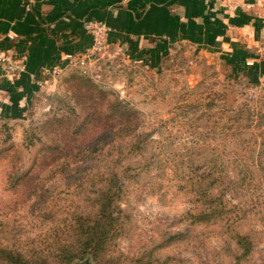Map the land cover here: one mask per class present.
Here are the masks:
<instances>
[{
  "label": "rangeland",
  "instance_id": "rangeland-1",
  "mask_svg": "<svg viewBox=\"0 0 264 264\" xmlns=\"http://www.w3.org/2000/svg\"><path fill=\"white\" fill-rule=\"evenodd\" d=\"M82 56L31 84L0 63V248L48 264H264V173L237 181L243 143L222 137H257L264 165V79L189 43L155 67L107 43ZM214 151L229 169L213 187L223 219L195 222L210 200L194 175ZM110 219L105 243L83 248Z\"/></svg>",
  "mask_w": 264,
  "mask_h": 264
},
{
  "label": "crops",
  "instance_id": "crops-1",
  "mask_svg": "<svg viewBox=\"0 0 264 264\" xmlns=\"http://www.w3.org/2000/svg\"><path fill=\"white\" fill-rule=\"evenodd\" d=\"M89 20L105 23L107 44L151 66L172 45L189 43L216 55L233 77L264 79V0H0V50L23 58L24 81L37 82L91 47Z\"/></svg>",
  "mask_w": 264,
  "mask_h": 264
},
{
  "label": "trees",
  "instance_id": "trees-1",
  "mask_svg": "<svg viewBox=\"0 0 264 264\" xmlns=\"http://www.w3.org/2000/svg\"><path fill=\"white\" fill-rule=\"evenodd\" d=\"M229 118L233 119V121H237L241 119L239 116H236V115H230ZM232 126L233 125H229V127H232ZM224 127L226 126L224 125ZM236 134H237L236 132L231 131V133L229 134L228 133L223 134L222 137H225V139L228 140L227 143H231V142L243 143V147H241V149L236 151L234 154L233 161H237L238 163L233 166H236L235 169H236L237 181L242 182L243 180H247L248 183H251L253 180V177L256 174L264 173V165L254 163V159L256 158L257 153L258 151H260V149L258 150L255 147V144L257 143L258 139L252 134H249L248 137H244V139L242 140L243 136L239 134L236 137H234ZM216 137L217 136H214L213 138L215 139ZM232 137H234L233 140H232ZM117 138L119 140L124 137L119 136ZM139 142L141 143L142 141L139 140ZM141 145L142 144H140L139 147ZM214 149H217V148H212V150ZM210 155H211V158H209L208 163L205 164V166L208 167L207 171H202L201 173H196L194 175V182L196 184L195 193L198 192L199 194L198 199L204 198V200L206 201L207 199L205 197H208L210 200L203 208L199 206L196 207L198 209L197 214H194L190 211L187 212V215H190L191 218L195 222H213V220H217L221 217L223 219V212L225 210V208L223 207L225 206L223 202L224 197L223 195H221L220 197H217L214 194L213 187L215 184H217L221 180V177H223V175H225L229 169H227L228 165L226 166L222 163L215 164L214 161L218 158H222L223 156H227V155L226 154L221 155L215 151L212 152V154ZM229 158H232V157H229ZM157 160L158 162L160 161L159 159ZM243 161H245L246 163H243ZM237 185L239 186L240 183H237ZM108 186L109 187L106 190L102 189L104 191V193L102 194L103 198H105L108 195V192L111 191V183H109ZM113 188L114 186L112 187V189ZM211 201L212 202L215 201L213 205L211 204ZM100 220H97V222H99ZM110 221H111L110 223H105V225L102 226V228L100 229L96 227L98 226L97 225L98 223L96 222L95 224L96 226L92 227L91 234L88 237L90 242L88 244V241H85L82 244L83 248H86L89 245L91 246L90 248H92L93 250H98L105 243V240L108 237V229H106L105 226L113 223L112 222L113 219H110ZM0 260L5 261L3 263L2 261H0V264H48L45 261H41V262L33 261L31 259H28L22 256L20 253H17L12 249L7 250L5 248H0Z\"/></svg>",
  "mask_w": 264,
  "mask_h": 264
},
{
  "label": "built area",
  "instance_id": "built-area-1",
  "mask_svg": "<svg viewBox=\"0 0 264 264\" xmlns=\"http://www.w3.org/2000/svg\"><path fill=\"white\" fill-rule=\"evenodd\" d=\"M84 30L90 35L91 37V47H96L107 43V27L104 22L98 20H89L84 23ZM83 55V54H82ZM82 55L72 57L68 55L69 59H80L79 63H84V58ZM9 58L3 51L0 50V63L5 62L7 68L9 69L10 73L13 75H20L25 70V63L23 58H12L13 61H9Z\"/></svg>",
  "mask_w": 264,
  "mask_h": 264
},
{
  "label": "water",
  "instance_id": "water-1",
  "mask_svg": "<svg viewBox=\"0 0 264 264\" xmlns=\"http://www.w3.org/2000/svg\"><path fill=\"white\" fill-rule=\"evenodd\" d=\"M79 264H90V263L86 260L83 263H79Z\"/></svg>",
  "mask_w": 264,
  "mask_h": 264
}]
</instances>
